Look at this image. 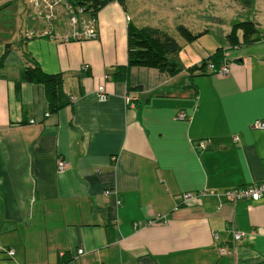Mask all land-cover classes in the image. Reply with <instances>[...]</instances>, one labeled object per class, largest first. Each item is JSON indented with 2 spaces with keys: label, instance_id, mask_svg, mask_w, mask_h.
<instances>
[{
  "label": "crops",
  "instance_id": "1",
  "mask_svg": "<svg viewBox=\"0 0 264 264\" xmlns=\"http://www.w3.org/2000/svg\"><path fill=\"white\" fill-rule=\"evenodd\" d=\"M251 7L257 41L201 48L198 36L173 56L181 69L172 76L147 67L118 76L126 26H140L124 0L100 7L92 39L63 40L56 9L49 34L36 35L48 27L42 9L30 30L0 38V54L11 44L0 65V264H264V196L232 203L222 195L264 175V130L251 127L264 120V0ZM218 47L213 65L227 60L224 76L199 69ZM24 54L61 75L69 104L57 113L41 84L15 87ZM201 190L213 193L182 203L183 193ZM157 218L163 223L148 224Z\"/></svg>",
  "mask_w": 264,
  "mask_h": 264
},
{
  "label": "trees",
  "instance_id": "2",
  "mask_svg": "<svg viewBox=\"0 0 264 264\" xmlns=\"http://www.w3.org/2000/svg\"><path fill=\"white\" fill-rule=\"evenodd\" d=\"M75 4L82 5L90 15L96 16L97 11L105 3L111 0H73ZM121 2V0H118ZM243 9H249L254 0H233ZM175 30L185 42L195 40L200 34L192 33L181 24L175 26ZM238 33L240 36H238ZM227 43L234 47L240 44H248L259 39L256 25L250 20L234 22L225 35ZM11 44L6 43L0 54V65L4 55L10 49ZM180 46L176 39L170 36L165 30L151 26H136L128 23L126 26V65L118 76H124L130 67H147L157 69L166 75L172 76L180 71V65L173 58L179 51ZM223 49L218 47L207 58L201 61L199 69L202 70L207 63L215 62L220 58ZM29 64L20 71L15 87L20 82L41 84L44 88L45 97L48 103V112L55 114L62 107L69 104V99L62 91V77L59 73L49 74L43 72L38 64L24 54ZM117 74V71H116Z\"/></svg>",
  "mask_w": 264,
  "mask_h": 264
},
{
  "label": "rangeland",
  "instance_id": "3",
  "mask_svg": "<svg viewBox=\"0 0 264 264\" xmlns=\"http://www.w3.org/2000/svg\"><path fill=\"white\" fill-rule=\"evenodd\" d=\"M146 0H124V5L131 12L132 7L138 11L136 17L138 24L155 25L159 23L165 31L178 42L179 54H184L185 42L175 30L178 24L183 25L192 33H199V37L193 44L199 47L214 46L219 41H223L227 34V25L233 21L252 20L255 11L254 7L249 10L243 9L233 0H152L159 2L161 6H154L150 9ZM151 1V0H150ZM135 2L134 5L131 3ZM56 13L64 20L62 7L56 5ZM31 0H0V38L7 33H12L17 37L21 36L25 29L39 18ZM36 19V20H35ZM207 33H204V31Z\"/></svg>",
  "mask_w": 264,
  "mask_h": 264
},
{
  "label": "built area",
  "instance_id": "4",
  "mask_svg": "<svg viewBox=\"0 0 264 264\" xmlns=\"http://www.w3.org/2000/svg\"><path fill=\"white\" fill-rule=\"evenodd\" d=\"M32 5L34 6L35 12L40 15V11L42 9L49 10V13L44 17L48 27L46 30L37 33L38 36H44L50 33V26L51 22L55 19L54 10L56 9V5L60 4L62 9V14L66 20L67 31L61 37L63 40H84V39H92L95 38L96 28H95V17L90 15L89 12L85 11L84 6L77 5L73 0H31ZM33 31H29L26 35L31 37L34 36ZM86 65H82L81 69H86ZM206 68L210 73L217 74L220 76H224L228 73L229 65L227 60H224L221 65L215 67L213 63L209 62L206 64ZM95 99L98 102L104 101L106 98V93L104 90L103 85H98L94 90ZM134 99L133 96L127 94L124 96V101L127 105ZM45 115H48L47 113ZM177 119H185L186 116L183 112H179L175 116ZM30 122H33L30 120ZM251 127L254 129L264 130V120H254L251 124ZM196 146L199 149H205L207 146L206 141H198ZM65 163L63 160L58 159L56 163L57 171L60 172L64 169ZM110 190H104L103 194L108 195L110 194ZM115 193V192H113ZM211 191L201 190L195 193H183L181 195L182 203L185 201L196 198L201 195L212 194ZM222 195L229 201V202H236L239 200H249L255 202L259 200L261 196H264V175L260 181L254 182L252 184L243 185L236 188L226 189L222 192ZM115 204L118 205L119 201L115 200ZM164 220L162 219H153L148 222V224L152 223H163ZM137 223L133 224V227H136ZM230 233L232 237V241H238L242 237V233L236 231L232 227L230 228ZM81 249L77 250V253H81ZM219 254H225L226 250L224 247L218 248ZM7 254L11 255L12 250H7ZM59 256H63V252H59Z\"/></svg>",
  "mask_w": 264,
  "mask_h": 264
}]
</instances>
